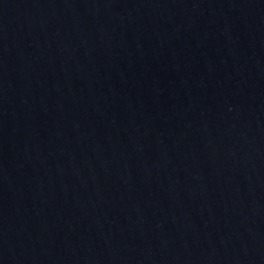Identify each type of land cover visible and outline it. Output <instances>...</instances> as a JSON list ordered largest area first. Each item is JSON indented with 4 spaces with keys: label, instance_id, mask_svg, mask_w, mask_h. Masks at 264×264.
I'll use <instances>...</instances> for the list:
<instances>
[{
    "label": "water",
    "instance_id": "water-1",
    "mask_svg": "<svg viewBox=\"0 0 264 264\" xmlns=\"http://www.w3.org/2000/svg\"><path fill=\"white\" fill-rule=\"evenodd\" d=\"M0 264H264V0H0Z\"/></svg>",
    "mask_w": 264,
    "mask_h": 264
}]
</instances>
